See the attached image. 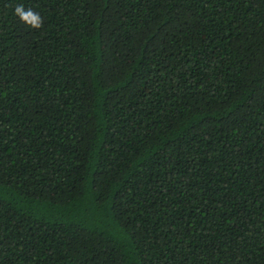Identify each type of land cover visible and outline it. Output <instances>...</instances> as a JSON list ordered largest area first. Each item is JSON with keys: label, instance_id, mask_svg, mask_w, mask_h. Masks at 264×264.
<instances>
[{"label": "trees", "instance_id": "16d2710c", "mask_svg": "<svg viewBox=\"0 0 264 264\" xmlns=\"http://www.w3.org/2000/svg\"><path fill=\"white\" fill-rule=\"evenodd\" d=\"M0 264H264V0H0Z\"/></svg>", "mask_w": 264, "mask_h": 264}, {"label": "clouds", "instance_id": "9594fccd", "mask_svg": "<svg viewBox=\"0 0 264 264\" xmlns=\"http://www.w3.org/2000/svg\"><path fill=\"white\" fill-rule=\"evenodd\" d=\"M14 14L19 19L32 28H39L42 25V17L38 12L33 11L31 8H25L22 4H18L14 8Z\"/></svg>", "mask_w": 264, "mask_h": 264}]
</instances>
